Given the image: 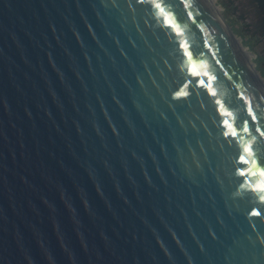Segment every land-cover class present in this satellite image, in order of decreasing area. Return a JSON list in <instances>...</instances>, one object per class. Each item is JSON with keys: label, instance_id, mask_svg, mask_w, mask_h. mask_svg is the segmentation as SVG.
I'll use <instances>...</instances> for the list:
<instances>
[{"label": "water", "instance_id": "obj_1", "mask_svg": "<svg viewBox=\"0 0 264 264\" xmlns=\"http://www.w3.org/2000/svg\"><path fill=\"white\" fill-rule=\"evenodd\" d=\"M257 129L209 0H0V264H264Z\"/></svg>", "mask_w": 264, "mask_h": 264}, {"label": "rangeland", "instance_id": "obj_2", "mask_svg": "<svg viewBox=\"0 0 264 264\" xmlns=\"http://www.w3.org/2000/svg\"><path fill=\"white\" fill-rule=\"evenodd\" d=\"M224 25L240 39L250 53L257 75L264 88V42L253 32V13L247 0H213Z\"/></svg>", "mask_w": 264, "mask_h": 264}, {"label": "clouds", "instance_id": "obj_3", "mask_svg": "<svg viewBox=\"0 0 264 264\" xmlns=\"http://www.w3.org/2000/svg\"><path fill=\"white\" fill-rule=\"evenodd\" d=\"M155 7L157 9H160L157 6V3L155 4ZM181 47L183 48L184 45H181ZM189 59H191V57H189ZM205 75L208 77V79L211 81L213 79H215V77L209 76V74L206 72ZM209 89H211V84L209 85ZM183 93L184 96H187L188 93L186 92H180ZM175 96H177V93L174 94ZM212 95L215 96V92H212ZM219 102V101H217ZM115 131V129H113ZM243 131L245 133L249 132V129L247 126L244 127ZM258 132H260V129H257ZM232 135H235V130L232 131L231 133ZM251 143V141L244 143L243 144V150L244 152L249 155L250 157L252 156V149L249 147V144ZM248 172H250L253 175H257L259 174L260 176V180H258L257 182L250 184L249 188L253 191L259 194V200L260 201H264V166L260 165L258 160L253 158L251 165L248 168ZM244 185L242 184L240 186V188H243ZM234 196H238V195H242V192L240 191V189H237V191L235 193H233ZM177 243H179V241H177Z\"/></svg>", "mask_w": 264, "mask_h": 264}, {"label": "trees", "instance_id": "obj_4", "mask_svg": "<svg viewBox=\"0 0 264 264\" xmlns=\"http://www.w3.org/2000/svg\"><path fill=\"white\" fill-rule=\"evenodd\" d=\"M253 13L251 28L262 42H264V0H247Z\"/></svg>", "mask_w": 264, "mask_h": 264}, {"label": "bare ground", "instance_id": "obj_5", "mask_svg": "<svg viewBox=\"0 0 264 264\" xmlns=\"http://www.w3.org/2000/svg\"><path fill=\"white\" fill-rule=\"evenodd\" d=\"M209 2L212 4V6H213L214 9L216 10L217 14L219 15L218 9H217V8L215 7V5H214V1H213V0H209ZM219 17H220V15H219ZM226 28H227V27H226ZM227 30H228L229 33L231 34V36H232V38L234 39V41L236 42V44H237V45L239 46V48L242 50V52L244 53V55L246 56L247 60L249 61V63L251 64L253 70H254L255 73H256V70H255V68H254V64L250 61V53H248V50L242 46V43H241L240 39H237V37H235V35L232 33V31H231L229 28H227ZM256 75H257V73H256ZM257 76H258V75H257ZM258 78H259V76H258ZM259 80H260V78H259ZM260 82H261V80H260Z\"/></svg>", "mask_w": 264, "mask_h": 264}, {"label": "snow or ice", "instance_id": "obj_6", "mask_svg": "<svg viewBox=\"0 0 264 264\" xmlns=\"http://www.w3.org/2000/svg\"><path fill=\"white\" fill-rule=\"evenodd\" d=\"M157 6L159 8H161V5L159 3H157ZM182 96H184L183 93H180V92L177 93V97H182ZM217 103H219V102H217ZM259 133H260L261 136H264V131H261L260 130ZM244 211L247 212L250 215H253V216H260L262 214V210H258V209H248V208H245ZM260 242L261 243H264V239H261Z\"/></svg>", "mask_w": 264, "mask_h": 264}]
</instances>
